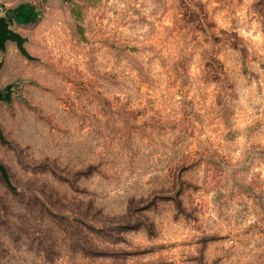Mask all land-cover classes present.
<instances>
[{"label":"rangeland","instance_id":"obj_1","mask_svg":"<svg viewBox=\"0 0 264 264\" xmlns=\"http://www.w3.org/2000/svg\"><path fill=\"white\" fill-rule=\"evenodd\" d=\"M73 9L0 52V264H264V0Z\"/></svg>","mask_w":264,"mask_h":264},{"label":"crops","instance_id":"obj_2","mask_svg":"<svg viewBox=\"0 0 264 264\" xmlns=\"http://www.w3.org/2000/svg\"><path fill=\"white\" fill-rule=\"evenodd\" d=\"M74 1L43 0L40 8H33L19 4L16 0H0V19L26 43L35 37L42 27L52 26L73 16ZM0 64L1 73L4 62L0 60Z\"/></svg>","mask_w":264,"mask_h":264},{"label":"water","instance_id":"obj_3","mask_svg":"<svg viewBox=\"0 0 264 264\" xmlns=\"http://www.w3.org/2000/svg\"><path fill=\"white\" fill-rule=\"evenodd\" d=\"M7 42L15 43L19 52L26 58H29L25 49L23 48L24 39L17 33L8 29V27L0 19V52L5 51ZM0 68H1V64H0ZM0 100H3L1 96H0ZM0 173L3 178H6V170L1 164H0Z\"/></svg>","mask_w":264,"mask_h":264},{"label":"built area","instance_id":"obj_4","mask_svg":"<svg viewBox=\"0 0 264 264\" xmlns=\"http://www.w3.org/2000/svg\"><path fill=\"white\" fill-rule=\"evenodd\" d=\"M17 3L27 5L33 8H40L43 0H16Z\"/></svg>","mask_w":264,"mask_h":264}]
</instances>
